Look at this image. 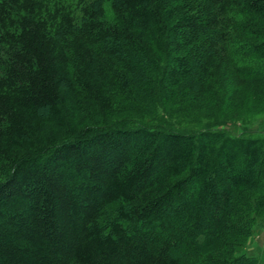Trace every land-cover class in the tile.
Masks as SVG:
<instances>
[{
  "label": "trees",
  "instance_id": "16d2710c",
  "mask_svg": "<svg viewBox=\"0 0 264 264\" xmlns=\"http://www.w3.org/2000/svg\"><path fill=\"white\" fill-rule=\"evenodd\" d=\"M51 6L0 0V264H264V0Z\"/></svg>",
  "mask_w": 264,
  "mask_h": 264
},
{
  "label": "rangeland",
  "instance_id": "374dc122",
  "mask_svg": "<svg viewBox=\"0 0 264 264\" xmlns=\"http://www.w3.org/2000/svg\"><path fill=\"white\" fill-rule=\"evenodd\" d=\"M91 2L93 0H43V3L49 4V8L53 10H55V7L51 5L56 3V7H60L59 11L70 12L78 24H82L83 19H85V9ZM108 5L109 3L105 2L106 10ZM226 115L222 119L228 120V122L227 125L222 127H227L233 134L264 138V102L252 98L251 101L236 104L232 109L229 107ZM115 207H110L107 210L106 216L110 220L115 218ZM252 232L243 250L258 257L262 263L264 262V214L258 218Z\"/></svg>",
  "mask_w": 264,
  "mask_h": 264
}]
</instances>
